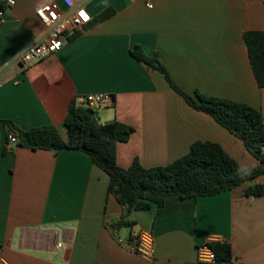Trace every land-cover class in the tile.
Here are the masks:
<instances>
[{
    "label": "crops",
    "instance_id": "obj_1",
    "mask_svg": "<svg viewBox=\"0 0 264 264\" xmlns=\"http://www.w3.org/2000/svg\"><path fill=\"white\" fill-rule=\"evenodd\" d=\"M49 1L63 10L59 0H13L0 20V264H207L196 260L206 242L230 244L231 263L224 264H264V195L169 198L158 214L131 212L133 226L113 234L107 225L122 209L107 195L108 176L88 157L10 144L5 152L6 121L21 130L52 124L66 139L70 103L105 94L112 102L97 111L99 123L134 129L116 144L122 169L136 159L146 169L167 166L204 141L218 144L239 169L254 166L241 141L192 110L129 51L139 46L147 57L156 55L187 93L245 103L264 117V88L243 39L247 31L264 32V0H89L92 19L107 7L115 15L21 72L16 57L45 33L34 9ZM254 183L264 185V177ZM131 229L152 234L151 257L117 243Z\"/></svg>",
    "mask_w": 264,
    "mask_h": 264
},
{
    "label": "trees",
    "instance_id": "obj_2",
    "mask_svg": "<svg viewBox=\"0 0 264 264\" xmlns=\"http://www.w3.org/2000/svg\"><path fill=\"white\" fill-rule=\"evenodd\" d=\"M4 10V3L0 0V11ZM114 15L112 7L102 9L93 17L88 27L104 23ZM243 39L256 84L259 88H264V32L247 31L243 34ZM129 54L162 75L168 87L182 97L192 110L212 117L216 124L241 141L257 164L241 170L237 161L218 144L204 141L193 143L185 155L167 166L146 169L136 159L128 168L122 169L115 162L116 144L125 143L134 129L117 121L100 124L94 106L82 108L74 100L63 120L66 139L61 137L52 124L21 130L6 121L8 133L5 152L9 145L8 135L14 133L17 138L13 145L15 148L33 152L50 151L53 154L73 150L88 157L97 169L108 176L107 195H112L122 209L121 217L107 225L113 234L133 226V222L129 220L131 212L154 208L158 214L169 198L213 197L221 192L236 190H240L245 198L264 195V185L254 183L257 178L264 177V117L258 109L199 92L187 93L171 81L167 69L156 55L147 57L139 46L132 48ZM206 244L213 251L216 263H231L230 244Z\"/></svg>",
    "mask_w": 264,
    "mask_h": 264
},
{
    "label": "built area",
    "instance_id": "obj_3",
    "mask_svg": "<svg viewBox=\"0 0 264 264\" xmlns=\"http://www.w3.org/2000/svg\"><path fill=\"white\" fill-rule=\"evenodd\" d=\"M2 1L5 9L13 4V0ZM87 1L89 0H59L63 10L52 1L35 7L36 17L44 25L45 33L35 43L21 50L16 57L15 64L21 72H24L33 63L58 52L69 39L85 30L92 20L86 9ZM4 11H0V20ZM18 84L19 81L14 83V85ZM111 102V97L105 94L88 95L81 100V103H88L91 106H102V104L109 106ZM8 142L10 145L17 142L14 133L8 135ZM116 240L118 244L139 256L149 258L153 255L154 238L149 231L131 229L126 239L118 238ZM196 260L207 264L215 262L214 253L206 243L197 248Z\"/></svg>",
    "mask_w": 264,
    "mask_h": 264
},
{
    "label": "rangeland",
    "instance_id": "obj_4",
    "mask_svg": "<svg viewBox=\"0 0 264 264\" xmlns=\"http://www.w3.org/2000/svg\"><path fill=\"white\" fill-rule=\"evenodd\" d=\"M94 107H95V109H96L97 111H99L101 108H104L103 106H100V105H94ZM106 109H108V108H106ZM108 110H109V109H108ZM58 128H59L60 132H62V133L64 134V136H65L66 133H65L64 129H63L61 126L58 127ZM122 232H125V229H123Z\"/></svg>",
    "mask_w": 264,
    "mask_h": 264
},
{
    "label": "water",
    "instance_id": "obj_5",
    "mask_svg": "<svg viewBox=\"0 0 264 264\" xmlns=\"http://www.w3.org/2000/svg\"><path fill=\"white\" fill-rule=\"evenodd\" d=\"M80 106L82 108H89V107H91V105H89L88 103H82Z\"/></svg>",
    "mask_w": 264,
    "mask_h": 264
}]
</instances>
